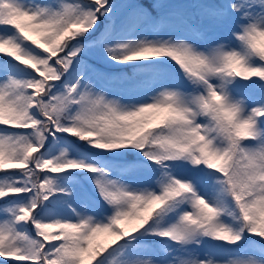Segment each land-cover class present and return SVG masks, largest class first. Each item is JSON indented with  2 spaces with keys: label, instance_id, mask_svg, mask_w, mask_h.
<instances>
[{
  "label": "snow or ice",
  "instance_id": "6c2138e0",
  "mask_svg": "<svg viewBox=\"0 0 264 264\" xmlns=\"http://www.w3.org/2000/svg\"><path fill=\"white\" fill-rule=\"evenodd\" d=\"M0 264H264V0H0Z\"/></svg>",
  "mask_w": 264,
  "mask_h": 264
}]
</instances>
